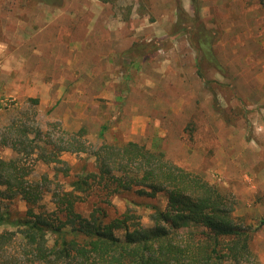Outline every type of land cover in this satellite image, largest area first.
Masks as SVG:
<instances>
[{"label":"rangeland","instance_id":"obj_1","mask_svg":"<svg viewBox=\"0 0 264 264\" xmlns=\"http://www.w3.org/2000/svg\"><path fill=\"white\" fill-rule=\"evenodd\" d=\"M179 5L190 16L198 8L199 20H185L189 32ZM201 25L215 33L221 64L202 63L205 79L193 44ZM27 113L56 139L84 127L96 144L106 125L107 141L161 149L231 192L264 264V0H0V133ZM1 140L0 156H15ZM60 158L68 172L63 163L24 161L33 179L49 177L50 192L83 166L95 169L87 153ZM150 205L166 209L168 199L124 191L106 208L110 216L132 208L149 226ZM26 208L0 193V215L16 220Z\"/></svg>","mask_w":264,"mask_h":264},{"label":"trees","instance_id":"obj_2","mask_svg":"<svg viewBox=\"0 0 264 264\" xmlns=\"http://www.w3.org/2000/svg\"><path fill=\"white\" fill-rule=\"evenodd\" d=\"M178 15L186 32V19L199 20L198 8L190 16L179 5ZM210 32L201 25L193 43L203 79L202 63L221 68ZM29 100L39 104L38 98ZM106 130L101 127L96 144L84 127L64 130L56 139L27 113L0 133L1 143L15 153L9 159L0 156V193L20 197L27 207L23 218L0 215V224L14 226L0 229V264H261L249 244L256 230L235 216L231 192L176 164L161 149L132 140L107 141ZM62 152L87 153L95 169L83 166L68 187L57 184L50 192L49 177L33 179L34 169L24 160L35 156L36 161L63 163L68 172ZM131 190L146 197L166 195V209L150 205L151 225L145 226L132 208L109 215L111 197ZM191 223L201 228L192 229Z\"/></svg>","mask_w":264,"mask_h":264}]
</instances>
